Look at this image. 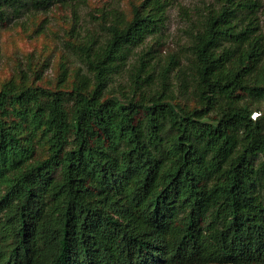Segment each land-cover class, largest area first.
Instances as JSON below:
<instances>
[{
    "label": "trees",
    "instance_id": "trees-1",
    "mask_svg": "<svg viewBox=\"0 0 264 264\" xmlns=\"http://www.w3.org/2000/svg\"><path fill=\"white\" fill-rule=\"evenodd\" d=\"M84 1L0 0V26ZM173 2L109 12L53 87L0 83V264H264V0H213L184 67L140 53L111 91Z\"/></svg>",
    "mask_w": 264,
    "mask_h": 264
},
{
    "label": "rangeland",
    "instance_id": "rangeland-1",
    "mask_svg": "<svg viewBox=\"0 0 264 264\" xmlns=\"http://www.w3.org/2000/svg\"><path fill=\"white\" fill-rule=\"evenodd\" d=\"M138 2L139 0H85L69 5L55 4L46 11L5 21L0 26V83L10 77L18 79L23 71L32 74V67L38 68L43 74L38 82L55 86L63 63L72 71L80 66L85 67L79 56L78 45L90 38H95L98 42L104 39L105 16H110L109 12L117 10L130 15L131 4ZM212 2L213 0H174L168 8L163 29L148 37L146 43L136 49L132 63L115 78L111 91H118V87L128 88V68L140 53L156 82L161 78V65L172 55L181 60L184 67L189 54L192 29L197 18ZM261 16L264 31V10ZM174 74L175 71L170 74V79ZM141 75L144 76V73ZM33 77L34 74L32 79ZM175 87L178 93V81ZM261 109L264 111V101ZM260 114V111H256L253 117Z\"/></svg>",
    "mask_w": 264,
    "mask_h": 264
}]
</instances>
